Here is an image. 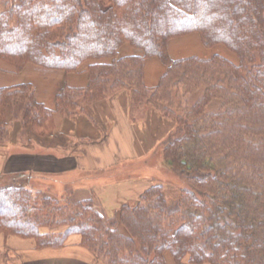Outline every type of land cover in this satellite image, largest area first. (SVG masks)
Listing matches in <instances>:
<instances>
[{
    "label": "trees",
    "instance_id": "trees-1",
    "mask_svg": "<svg viewBox=\"0 0 264 264\" xmlns=\"http://www.w3.org/2000/svg\"><path fill=\"white\" fill-rule=\"evenodd\" d=\"M191 34L237 63L170 58L169 41ZM125 45L141 55L121 57ZM149 58L164 66L152 88ZM0 62L16 73L75 74L87 64V86L63 85L54 110L30 83L0 87V146L10 123L26 139L49 137L54 113L87 116L125 93L130 114L152 111L169 124L150 154L186 184L169 202L153 183L108 220L93 200H57L30 189L26 175H7L0 234L56 249L77 234L101 264H166L165 254L174 264H264V0H0Z\"/></svg>",
    "mask_w": 264,
    "mask_h": 264
},
{
    "label": "crops",
    "instance_id": "crops-1",
    "mask_svg": "<svg viewBox=\"0 0 264 264\" xmlns=\"http://www.w3.org/2000/svg\"><path fill=\"white\" fill-rule=\"evenodd\" d=\"M187 38L200 41L198 35ZM125 46L120 49L121 57L141 55L134 51L127 54L131 50ZM168 52L170 58L176 57L169 47ZM86 66L83 65L75 74L44 70L32 65L16 73L12 67L0 62V87L30 83L34 87L36 101L54 110L55 96L63 85L71 88L87 86ZM162 66L157 58L145 60L143 77L147 87L157 85L164 72ZM126 96L121 93L94 104L87 110V116L64 118L54 113L55 130L49 137L30 136L26 139L27 136L21 135L18 127L13 134L14 142L0 148V179L21 173L29 178L27 183L32 190H41L47 196L71 203L93 200L105 218L114 219L119 206L135 201L136 196L149 186V179L116 182L104 175L123 170L128 163L144 160L162 137L161 132H168L170 128L152 111L130 114V103ZM38 184L41 186L38 187ZM68 185L71 189L66 192ZM53 187L65 190L52 196L50 192ZM167 256L165 254L166 264H174ZM0 264L101 262L81 248L77 234L67 237L66 243L57 249L38 248L32 239L0 235ZM183 264L189 263L184 260Z\"/></svg>",
    "mask_w": 264,
    "mask_h": 264
},
{
    "label": "rangeland",
    "instance_id": "rangeland-1",
    "mask_svg": "<svg viewBox=\"0 0 264 264\" xmlns=\"http://www.w3.org/2000/svg\"><path fill=\"white\" fill-rule=\"evenodd\" d=\"M191 36L197 37V35H194V34L188 35V37H191ZM199 39H200V37H199ZM195 41L196 40L191 39V38H187V36H184L182 38L175 39L174 42H173V40L169 41L171 44L168 43L169 45H167V49H168V47H169V49L171 48L172 53L174 55H176L175 59H178V58L183 59V58H188V57L210 58L212 55L217 54L219 56H223V57L225 56V58H227L228 60H230L233 63H237L236 56L234 54H232L231 52H229L224 46L218 45V46H215L213 48L206 49L202 46V44H200L201 41H199V40L197 42H195ZM125 47H127V46H125ZM128 48L131 51H128L127 54H133L132 51L141 54V52L137 51V49L134 50L130 47H128ZM121 55L122 54H120V56ZM172 59H174V58H172ZM163 69H164V67H163ZM15 125H16V123L13 122V123H10L9 126H7L8 130H9V139H8L9 142L7 144H9L10 142H14V140H15L14 136L15 135H13V134L18 127H20L19 131H20L21 135L25 136V133L22 131V127H21L20 123H19V125L17 124V127ZM167 134H168L167 132H165V133L161 132L162 137L158 140V142H160L162 139H164L167 136ZM23 142L26 143V141H23ZM1 147L2 148L5 147V144L0 146V148ZM159 158H160L159 153L156 150L154 155L149 154L142 161H135V162H132L130 164L128 163V165L123 170L112 172V173H107L106 175H104V177H110L111 180H116V182L124 181V180H136L137 178L142 179V178L148 177L149 183H147V184H149V186L153 185V183H161V184H163V186H166L165 188L167 190V196L170 200V201L169 200L168 201L171 202L173 199H176V193H174V191H177V189L185 186L186 184L184 183L185 181L183 179H179V178L175 177L170 171H168L167 168L161 166L160 165L161 160ZM40 184L42 185V183H40ZM40 184H38V187L41 186ZM53 188L54 189L50 192L52 196H53V194H56V195L61 194L65 190V188H64V190L62 188H58V187H53ZM70 189L71 188L68 185L66 188V192H68ZM6 206L7 205H5V207ZM0 235H2V234H0ZM2 236L10 237V236H5V235H2ZM13 237H15V236H13ZM167 257H169V259L171 260L169 254Z\"/></svg>",
    "mask_w": 264,
    "mask_h": 264
}]
</instances>
